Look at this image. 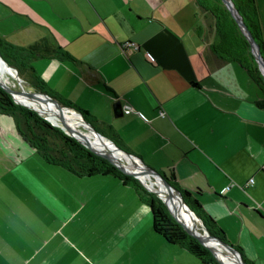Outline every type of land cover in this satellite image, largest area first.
Instances as JSON below:
<instances>
[{"label":"crops","instance_id":"obj_1","mask_svg":"<svg viewBox=\"0 0 264 264\" xmlns=\"http://www.w3.org/2000/svg\"><path fill=\"white\" fill-rule=\"evenodd\" d=\"M0 36L66 50L72 58L33 61L48 87L173 173L264 264L263 93L241 63L212 50L215 21L197 0H0ZM153 221L132 185L47 162L0 112V264H205Z\"/></svg>","mask_w":264,"mask_h":264},{"label":"trees","instance_id":"obj_2","mask_svg":"<svg viewBox=\"0 0 264 264\" xmlns=\"http://www.w3.org/2000/svg\"><path fill=\"white\" fill-rule=\"evenodd\" d=\"M197 1L203 10L212 15L215 21V40L212 44V50L221 58L237 61L246 68L249 75L258 83L263 93V97L257 103L260 107L264 108V74L252 50V45L241 30L238 21L223 0ZM233 1L251 35L259 44L261 54L264 57V35L256 0ZM0 50L6 61L15 67L19 75L29 82L35 91L48 93L61 106L73 108L82 113L89 122L93 123L101 131L96 126L94 118L90 113L50 89L33 66V61L45 54H54L60 59L72 58L66 50L60 46L50 44L47 40L30 46H19L1 36ZM0 112L10 114L15 118L22 136L31 143L33 148L47 162L63 166L79 176H91L95 174L114 175L132 185L141 199L150 206L154 220V229L157 233L168 242L178 244L187 249L205 264H221L213 252L201 243L197 237L189 233L174 217L165 202L155 193L150 192L138 178L123 172L109 159L83 145L60 127L54 126L36 110L17 103L13 96L1 86ZM124 149L127 150L126 148ZM96 150L101 152L99 149ZM160 172L183 194L191 208L204 220L211 235L231 243L215 218L203 209L199 199L192 197V193L189 190L181 187L173 173ZM231 244L242 253L248 264H254L245 254L242 247L233 243Z\"/></svg>","mask_w":264,"mask_h":264},{"label":"water","instance_id":"obj_3","mask_svg":"<svg viewBox=\"0 0 264 264\" xmlns=\"http://www.w3.org/2000/svg\"><path fill=\"white\" fill-rule=\"evenodd\" d=\"M225 2V4L227 5V7L229 8V10L232 12L233 16L236 18V20L238 21L241 30L243 31V33L247 36L248 40L250 41L251 45H252V50L256 56V59L259 62L260 68L264 74V57L261 54V50L259 47V44L257 43V41L254 39V37L251 35L249 29L247 28V26L245 25L242 16L240 15L238 9L235 6V3L233 0H223ZM0 61L5 62L10 68L14 69L16 72V79L17 82L20 84L21 89L15 90L9 86H7L4 83H0V86L5 89L6 91H8L14 98V100L17 103H20L22 105H25L33 110H36L42 117H44L45 119H47L48 121H50L54 126L60 127L63 131H65L68 135L72 136L70 133H68L65 128L57 125L56 123H54L49 117H47L46 113L31 105V104H27L24 101H22L21 99L23 98H35V99H44L46 101H49L53 110H52V114H57L58 116L62 117L65 120H69V116L65 113H60L59 109H61V107L58 106L57 102L54 100V98L48 94V93H42V92H37V91H33V90H29L26 88L25 84H24V80L23 78L19 75L18 71L15 69V67H13L12 65H10L6 59L4 58L1 50H0ZM115 107V113L116 115H119L120 113L123 112V104L121 101H117L114 105ZM81 115V120L78 124L85 126V128H87L88 130H90L95 137L101 142V143H106L109 146L114 147L117 151L120 152L123 161L127 162L129 167H136V168H144L147 172H149V174H151L154 177H157L159 179H161L165 185L175 194V196H177L180 204L189 212V214L191 215V217H195L198 219L201 227L200 228V232H203L202 235H206L209 239H211L213 242L215 243H219L221 245H223L224 248L230 250V251H234L237 252L243 262V264H248L242 253L234 247V245H232L229 242H226L222 239L213 237L211 235V233L209 232L207 226L204 223V220L191 208V206L187 203V201L185 200V197L183 196V194L174 186L170 183V181L156 168L152 167L151 165H149L146 161H144L141 157H139L138 155H136L133 152H129L127 150H125L123 147H121L116 141L110 139L109 137H107L106 135H104L101 131H99L95 125L91 122H89L82 113H80ZM75 137V136H73ZM80 143H82L83 145L93 149L96 153L104 156L105 158L109 159L115 166H117L120 170H122L125 173H128L134 177L139 178V180L141 181V183L151 192H154L157 194V196H159L168 206L170 212L174 215V217L185 227V229L191 233L192 235H194L195 237H197L201 243H203L206 247H208L213 254L215 255V257L217 258V260L221 263V264H225L221 258V256L215 251V249L209 245L207 242H205L202 238V236L195 230V228L192 226L190 228H188L187 226H185L178 218L177 216L173 213V211L171 210L170 206L168 205V203L166 202V200H164V198H162L157 192L153 191L150 187H148L144 181L140 178V176L137 173H134L132 171H128L127 169H125L124 167H122L120 164L116 163L113 159L109 158L108 156L104 155L103 153L99 152L98 150L88 146L85 142L79 140L77 137H75ZM129 160H134L136 161L135 163H130ZM192 221V218H191Z\"/></svg>","mask_w":264,"mask_h":264},{"label":"bare ground","instance_id":"obj_4","mask_svg":"<svg viewBox=\"0 0 264 264\" xmlns=\"http://www.w3.org/2000/svg\"><path fill=\"white\" fill-rule=\"evenodd\" d=\"M11 70L12 69L5 62L0 61V83H4L7 86L13 88L15 83L10 77V75L13 74V70ZM21 100L27 104H31L43 110L46 113L47 117H49L57 125L65 128V130L72 136L77 137L79 140L85 142L88 146L94 149H99L104 155L113 159L116 163L120 164L128 171L137 173L148 187H150L153 191L157 192L162 198H164V200H166L167 203L169 202L168 205L171 204L170 206L173 209V213L185 226H187L188 228L192 226L195 228L197 227L193 220L191 221V217L186 214L187 212L185 211L184 207L180 204L177 196H175V194L165 185V183L161 179L157 177L156 180L152 179L151 174H149V172H147L144 168L129 167L127 163H120L119 161H117L116 158L120 154L119 151H117L114 147L109 146L106 143H101L90 130L85 129V126L83 127V129L78 128V125L82 126L78 124L81 120L80 113L68 112L66 111V109H59L60 113H65L69 116V120H65L57 114H52L53 108L49 101L35 98H23ZM135 162L136 161L134 160H130V163ZM195 220L196 223L199 224L198 219ZM200 235L202 236L205 242H207L215 249V251L221 256L223 262H226L225 264H243L237 252L230 251L224 248L223 245L213 242L206 235Z\"/></svg>","mask_w":264,"mask_h":264},{"label":"rangeland","instance_id":"obj_5","mask_svg":"<svg viewBox=\"0 0 264 264\" xmlns=\"http://www.w3.org/2000/svg\"><path fill=\"white\" fill-rule=\"evenodd\" d=\"M12 69V68H11ZM13 70V74L12 75H10V77H11V79H12V81L15 83V85L13 86V89H15V90H20L21 89V87H20V84L17 82V79H16V72H15V70L14 69H12ZM11 70V71H12ZM23 78V77H22ZM24 80V84H25V86H26V88L27 89H29V90H35L34 89V87L29 83V82H27L25 79H23ZM58 104V103H57ZM58 106L59 107H61V110H65L66 109V111H68V112H77V113H80V112H78L77 110H75V109H73V108H69V107H64V106H61L60 104H58ZM77 127V126H76ZM83 127L84 126H79L78 125V128H80V129H83ZM85 129H87V128H85ZM73 137V136H72ZM75 138V137H74ZM121 146V145H120ZM122 147V146H121ZM117 158V161H119L120 163H127V162H125V161H123V159H122V156L119 154V156H117L116 157ZM130 161V160H129ZM127 165H128V163H127ZM129 166V165H128ZM152 176V175H151ZM137 178V177H136ZM139 179V178H138ZM152 179H155L156 180V177H154V176H152ZM151 192V191H150ZM154 193V192H153ZM156 194V193H155ZM157 195V194H156ZM169 203V202H168ZM166 204V203H165ZM171 205V204H170ZM169 205V206H170ZM170 208H171V210L173 211V209H172V207L170 206ZM185 209V208H184ZM185 211L187 212L186 214H188V216L189 217H191V215L189 214V212L185 209ZM191 218H193L192 220H193V222L197 225V227L195 228V230L199 233V234H203V232H200L201 230H200V228L199 227H201V225H199L198 223H196V220L195 219H197V218H195L194 216L193 217H191ZM226 263V262H225Z\"/></svg>","mask_w":264,"mask_h":264},{"label":"built area","instance_id":"obj_6","mask_svg":"<svg viewBox=\"0 0 264 264\" xmlns=\"http://www.w3.org/2000/svg\"><path fill=\"white\" fill-rule=\"evenodd\" d=\"M127 46H133V47H135V48H138V47H139L138 44L135 43L134 41H130V42H128V43H127ZM125 109H126L127 111H134V108H133L131 105H126V106H125ZM160 114H161V115H165V112H164V111H161ZM142 116H144V115H142ZM145 118H146V117H145ZM146 119H147V118H146ZM147 120H148V119H147ZM254 181H255L254 178H251V179L248 181L247 185H249V184H253Z\"/></svg>","mask_w":264,"mask_h":264}]
</instances>
